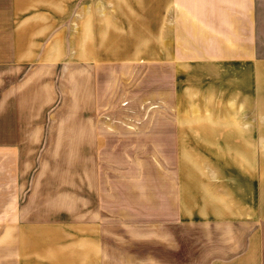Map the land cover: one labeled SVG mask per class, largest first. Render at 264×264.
<instances>
[{"label": "crops", "instance_id": "crops-1", "mask_svg": "<svg viewBox=\"0 0 264 264\" xmlns=\"http://www.w3.org/2000/svg\"><path fill=\"white\" fill-rule=\"evenodd\" d=\"M105 2L0 0V85L22 68L99 76L148 61L130 44L146 22L132 1ZM155 22L157 98L172 117L156 129L168 138L153 211L122 219L115 200L75 222L30 218L51 242L25 254L13 216L0 264H264V0H156Z\"/></svg>", "mask_w": 264, "mask_h": 264}, {"label": "rangeland", "instance_id": "rangeland-1", "mask_svg": "<svg viewBox=\"0 0 264 264\" xmlns=\"http://www.w3.org/2000/svg\"><path fill=\"white\" fill-rule=\"evenodd\" d=\"M116 1L106 0V8L114 10ZM131 1L134 21L146 22L130 44L148 61L133 59L130 69L100 70L99 76L77 75L75 63L67 73L22 68L20 82L12 84L10 73L0 85V211H10L0 223L20 216L22 254L51 242L45 231L31 229L34 224L28 228L30 218L75 222L83 210L108 212L115 200L122 219L153 211L164 157L156 142L168 138L156 129L171 124L172 111L157 98L156 0ZM7 232L0 229V238Z\"/></svg>", "mask_w": 264, "mask_h": 264}]
</instances>
